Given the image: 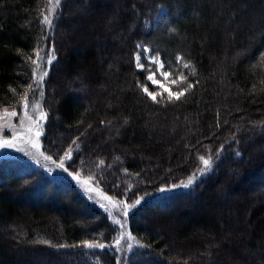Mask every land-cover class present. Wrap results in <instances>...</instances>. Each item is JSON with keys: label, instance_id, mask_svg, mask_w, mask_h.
Returning a JSON list of instances; mask_svg holds the SVG:
<instances>
[{"label": "trees", "instance_id": "trees-1", "mask_svg": "<svg viewBox=\"0 0 264 264\" xmlns=\"http://www.w3.org/2000/svg\"><path fill=\"white\" fill-rule=\"evenodd\" d=\"M51 4L0 0V112L44 67L45 149L126 204L159 192L127 218L128 264H264V0H59L48 24ZM142 45L193 85L179 100L143 91ZM20 160L0 163V264H117V224Z\"/></svg>", "mask_w": 264, "mask_h": 264}, {"label": "rangeland", "instance_id": "rangeland-1", "mask_svg": "<svg viewBox=\"0 0 264 264\" xmlns=\"http://www.w3.org/2000/svg\"><path fill=\"white\" fill-rule=\"evenodd\" d=\"M56 0H52L51 8L48 10V19L51 21L52 16L54 15V12L57 8ZM164 9L159 10V14H163ZM49 24V23H48ZM150 49L147 46H140L139 51L135 55V61L137 65V55L143 52V49ZM44 66L45 68L48 65L49 57L45 53L44 54ZM155 57L157 60H160V57L151 51L148 53H144L141 56L140 63L143 64V69L147 70L148 74L147 77L152 74V70L156 69V65L149 62V59ZM43 68L40 70H37L34 74L33 79V85L34 93L29 97V101L27 103V108L25 106L19 111H8V112H0V141L3 140H12L14 136L20 137V139H17L15 141V147H3L0 148V163L4 161H15L16 159L21 161L20 159L27 161L24 165H29L31 167H38L42 173L45 175L51 176L55 179L60 178L59 180H66L69 182H72L77 186L78 189H80L84 195H86L89 202H92L96 207L102 209L118 226V233L117 236L112 242V244L107 245V249L111 252L116 254L117 257V264H128V254L131 253L135 247L138 245V243L132 238V235L129 231L128 226V216L132 211H134L136 208V203H130L126 204L125 202H121L123 200H117L116 198L112 196H108L103 191L100 190V188L96 185L95 182H93L89 177L83 176L79 174L78 172L71 173L68 172L65 169V166L69 160V156L71 155V151L67 153V155L61 157L60 159H56L52 154H50V151H47L45 149V146L43 144V136H44V130L43 126L46 122V108L43 104V92H44V83L46 80V75H44L46 72L43 71ZM139 70H142L141 68H138ZM161 71H166L165 68H163ZM41 77H43L41 79ZM155 78L161 82V84H164L165 87H167L172 92H179L180 89V83L181 81L177 78L176 84H171V80L173 79L172 76L168 80H165L161 74L160 71H156ZM150 85L152 88H155V91L153 93L157 95L165 94L168 96V93L164 91L163 88H161L157 84H153L151 81ZM56 83V82H55ZM54 83V84H55ZM64 87L66 92L71 91V85L69 84L68 80L64 81ZM100 88H102L100 86ZM56 91L59 90L58 86L55 85ZM103 89V88H102ZM149 91V90H148ZM151 92V91H149ZM60 94V93H59ZM61 95V94H60ZM58 98V97H57ZM15 112L16 115L12 116L11 113ZM27 113V116L25 115ZM41 113H44L45 116L43 119H41ZM30 117V119H29ZM31 128V132L28 131V129ZM37 133L39 135L37 136ZM31 139L34 143L38 144V147L34 148L29 144L27 141ZM20 149H23L22 151ZM27 153V154H26ZM45 157H51V159H45ZM19 158V159H18ZM39 161V163H37ZM64 161V162H63ZM63 162V168L59 167L58 165ZM23 164V163H21ZM186 183V182H185ZM192 186V185H191ZM178 189H188L182 186V184L178 187ZM214 191H212L213 193ZM206 197L210 198L209 191H206ZM159 195L158 193L152 194L147 197H143L142 201H146L151 198H155ZM216 196V195H215ZM141 201V202H142ZM152 201V200H150ZM132 205H135V207H131ZM221 207H217L215 211H219ZM127 211V215H124V212ZM119 221V223H117ZM139 246V245H138ZM210 247H214V244L210 243ZM138 248V247H137ZM215 248V247H214ZM233 248L230 247V252H232L233 255H239L242 254L240 251L239 253H234ZM198 256L205 257L207 254L203 251L200 253H197ZM142 264H151L146 259L142 261Z\"/></svg>", "mask_w": 264, "mask_h": 264}, {"label": "snow or ice", "instance_id": "snow-or-ice-1", "mask_svg": "<svg viewBox=\"0 0 264 264\" xmlns=\"http://www.w3.org/2000/svg\"><path fill=\"white\" fill-rule=\"evenodd\" d=\"M56 4H57V5L59 4V0H56ZM45 22H46V23H49V24L51 23V21L48 19V17H45ZM150 51H151L150 49L145 48V49H143V52H142V53H140V54L137 55L136 59H137V67H138V68L143 69L144 66H143L142 63H140L141 56H142L144 53H148V52H150ZM53 59H54V56H53ZM178 59H181V58H178ZM149 62L152 63V64H155L157 67H156V69L152 70V74H150V75L147 77V79H148L149 81H151L153 84H157V85H159L161 88H163L164 91L168 93V98H169L170 101L173 100V99H174V100H179L182 96L185 95V93H186L189 89H191V88L193 87V85L188 84V85H187V88H185V89H183V90H181V91H179V92H172V91H170L167 87H165L164 84H161V82L155 78V73H156V71H160L161 76H162L165 80H168V79L170 78L171 74H170L169 72H167V71H161V70L164 68V64H163L162 62H160L159 60H157L155 57L150 58V59H149ZM49 63H51V60L49 61ZM188 66H189V65H187V64L184 65V67H188ZM44 75H47V73H45ZM42 78H43V77H41V79H42ZM178 79H179L181 82H183V81L186 80V77H184V76L181 74V75H179ZM176 83H177V79H172V80H171V84H176ZM143 91H144V92H145V93H146V94H147V95H148L153 101H156V100H157V94H155V93H153V92H149L147 87H144V88H143ZM25 108H27V104H25ZM11 115H12V116H15L16 113H15V112H12ZM25 115L27 116V113H25ZM44 116H45V114H44V113H41V119H43ZM29 119H30V117H29ZM31 130H32L31 128L28 129L29 132H31ZM38 135H39V133H37V136H38ZM17 139H20V137H18V136H14L13 139H12L11 141H10V140H3V141H0V148H3V147H15V141H16ZM27 142H28L29 144H31V146L34 147V148L38 147V144L34 143L31 139H29ZM20 150L22 151L23 149H20ZM26 154H27V153H26ZM45 159H49V160H50L51 157H45ZM200 160H201L202 164L204 165V167H203L202 169H200V173L203 174L208 168H210V166H211V161H210L209 159H205L203 156L200 157ZM37 163H39V161H37ZM58 166L61 167V168H63V162H61ZM196 178H197V177H196L195 175H193L192 177H189V179H188V181H187L186 183H183V182H182V186L185 187V188H188L189 186H191V185L195 182ZM142 199H143V198L138 199V200L136 201V205H139V204L141 203V200H142ZM131 207H135V205H132ZM124 215H127V211L124 212ZM117 223H119V221H117ZM89 247H94V246H93V245H89ZM100 247H102V246H100Z\"/></svg>", "mask_w": 264, "mask_h": 264}]
</instances>
